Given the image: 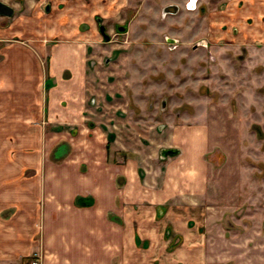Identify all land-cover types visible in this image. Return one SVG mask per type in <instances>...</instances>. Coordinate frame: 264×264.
<instances>
[{
    "label": "rangeland",
    "instance_id": "1",
    "mask_svg": "<svg viewBox=\"0 0 264 264\" xmlns=\"http://www.w3.org/2000/svg\"><path fill=\"white\" fill-rule=\"evenodd\" d=\"M2 1L15 13L0 16V47L17 41L50 52L62 27L76 26L71 15L59 14L75 0ZM187 1L106 0L121 13L100 21L110 25L113 41L103 44L100 36L87 45L93 111L85 123L107 136L109 153H117L111 159L157 152L159 163H142V176L155 163L166 170L171 158L183 161L179 172L195 174L191 191L180 181L155 221L135 209L136 246L120 257L127 264H264V0H198L196 11L186 9ZM174 3L180 13H162ZM114 22L128 29L113 31ZM51 123L0 122V150L13 146L14 136L16 147L30 151L56 142L54 151L65 157L81 142V125Z\"/></svg>",
    "mask_w": 264,
    "mask_h": 264
},
{
    "label": "crops",
    "instance_id": "2",
    "mask_svg": "<svg viewBox=\"0 0 264 264\" xmlns=\"http://www.w3.org/2000/svg\"><path fill=\"white\" fill-rule=\"evenodd\" d=\"M71 2L59 14L67 19L71 15L76 26L62 27L61 41L50 52L42 44L17 41L0 47V122H46L47 127L51 122H79L83 135L63 158L61 148L54 151L56 142L49 149L30 151L16 147L14 136L8 142L13 146L0 150V264H28L36 253L42 264H115L136 246V208L148 212L142 218L153 222L157 207L176 195L180 181L191 191L195 174L178 171L181 159H169L166 170L158 164L157 152L148 157L139 152L137 160L111 159L117 153H109L107 136L85 123L87 111H93L86 51L99 34L94 0ZM84 24L86 33L81 32ZM49 31L52 35L57 29L51 26ZM63 129L74 140L71 130ZM88 131L90 136L84 137ZM153 159L158 162L154 172L142 176V163ZM194 227L184 222L188 231Z\"/></svg>",
    "mask_w": 264,
    "mask_h": 264
},
{
    "label": "flooded vegetation",
    "instance_id": "3",
    "mask_svg": "<svg viewBox=\"0 0 264 264\" xmlns=\"http://www.w3.org/2000/svg\"><path fill=\"white\" fill-rule=\"evenodd\" d=\"M94 2L95 3H94V8H93L94 9L93 20L97 26V30L99 31V38L101 36L102 42H104L103 44L112 42L113 38H112V35H110L111 34L110 29L108 28L110 25H108V24L105 25L103 22L101 24L100 21L103 20L102 18H104L105 15H121V13L114 11L113 8H109L107 6L106 0L102 3L103 4L102 6L100 4V0H94ZM197 2H198V0H188L186 2V9L190 10V11H196V10L200 9V6L198 5ZM153 9H155V8L153 7ZM163 12H166L167 14H171V15L178 14V13H180V7L176 3L170 4V5L166 6L165 8H162V13ZM111 26H112L113 31L116 30L117 28L120 29L123 27H127L123 24H119V22H114L113 24L111 23ZM127 29H128V27H127ZM118 35H119V32H117V36ZM116 42H120L119 37L116 38ZM118 44H120V43H118ZM101 57H103V56H101ZM106 61L107 62L113 61L114 63L117 62L116 58H114L112 60H109V59L107 60V58H106Z\"/></svg>",
    "mask_w": 264,
    "mask_h": 264
},
{
    "label": "water",
    "instance_id": "4",
    "mask_svg": "<svg viewBox=\"0 0 264 264\" xmlns=\"http://www.w3.org/2000/svg\"><path fill=\"white\" fill-rule=\"evenodd\" d=\"M15 13L14 8L0 0V16L12 17Z\"/></svg>",
    "mask_w": 264,
    "mask_h": 264
},
{
    "label": "built area",
    "instance_id": "5",
    "mask_svg": "<svg viewBox=\"0 0 264 264\" xmlns=\"http://www.w3.org/2000/svg\"><path fill=\"white\" fill-rule=\"evenodd\" d=\"M30 264H42V255L39 253L34 254L30 260Z\"/></svg>",
    "mask_w": 264,
    "mask_h": 264
},
{
    "label": "trees",
    "instance_id": "6",
    "mask_svg": "<svg viewBox=\"0 0 264 264\" xmlns=\"http://www.w3.org/2000/svg\"><path fill=\"white\" fill-rule=\"evenodd\" d=\"M78 200H79V202H80L81 199L79 198Z\"/></svg>",
    "mask_w": 264,
    "mask_h": 264
}]
</instances>
